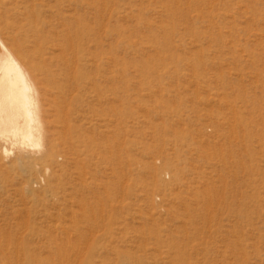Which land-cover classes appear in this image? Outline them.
Here are the masks:
<instances>
[{
    "label": "rangeland",
    "instance_id": "1",
    "mask_svg": "<svg viewBox=\"0 0 264 264\" xmlns=\"http://www.w3.org/2000/svg\"><path fill=\"white\" fill-rule=\"evenodd\" d=\"M5 24L47 67L41 144L0 138V264H264V0H0Z\"/></svg>",
    "mask_w": 264,
    "mask_h": 264
},
{
    "label": "bare ground",
    "instance_id": "2",
    "mask_svg": "<svg viewBox=\"0 0 264 264\" xmlns=\"http://www.w3.org/2000/svg\"><path fill=\"white\" fill-rule=\"evenodd\" d=\"M21 31L20 26L0 27V138L38 147L45 125L40 103L47 67L41 59L44 44L29 42Z\"/></svg>",
    "mask_w": 264,
    "mask_h": 264
}]
</instances>
